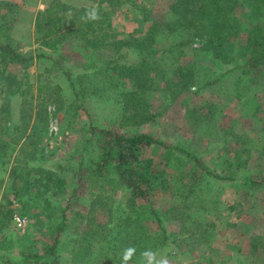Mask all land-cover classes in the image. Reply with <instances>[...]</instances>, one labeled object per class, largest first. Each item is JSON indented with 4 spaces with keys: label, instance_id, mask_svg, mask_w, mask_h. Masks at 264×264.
Instances as JSON below:
<instances>
[{
    "label": "rangeland",
    "instance_id": "rangeland-1",
    "mask_svg": "<svg viewBox=\"0 0 264 264\" xmlns=\"http://www.w3.org/2000/svg\"><path fill=\"white\" fill-rule=\"evenodd\" d=\"M113 1L60 0L64 24L49 35L45 10L54 0H0V41L38 56L11 67L25 93L11 97V124L0 125V196L8 193L16 209L0 232V264L20 250L43 253L64 215L57 264H125L128 248L135 251L126 264H149L145 252L168 264H264V58L248 65L250 19L233 53L219 61L201 38L166 26L176 0ZM93 8L98 20L85 16ZM89 36L106 47L90 48ZM154 61L150 73L145 65ZM179 69L194 75L183 92L169 84ZM145 75L153 86L144 104L157 116L121 126L125 95ZM22 121L21 143L30 137L36 154L8 146ZM104 131L148 133L175 148L145 152L166 181L153 183L147 202H133L114 163L102 160ZM32 168L51 170L66 184L45 191ZM27 183L30 204L23 208L14 191ZM16 215L27 218L25 229Z\"/></svg>",
    "mask_w": 264,
    "mask_h": 264
},
{
    "label": "trees",
    "instance_id": "trees-1",
    "mask_svg": "<svg viewBox=\"0 0 264 264\" xmlns=\"http://www.w3.org/2000/svg\"><path fill=\"white\" fill-rule=\"evenodd\" d=\"M106 1L109 4H115L113 0ZM60 5V0H54L50 7L45 10L50 20L53 21V24L50 26L49 35H51V33L57 34L59 32L57 30L64 24L63 20H65V13L60 15L57 11ZM247 5L250 9L249 12H246L245 7ZM171 8V11L176 17L166 22V26L170 31L174 32L179 29V31H183V33L188 35L191 34L193 38H201L206 42L204 48H208L212 51L213 60L219 61H224V59L229 58L230 54L233 53L234 42L242 38L243 24H246L245 22L247 19H250L249 24L252 25L251 30L253 32H251V36L248 37V39L250 38L251 40L247 43L246 49L248 50L245 54L249 56V59L251 58L249 60L251 63L248 65L254 68L258 66V62L263 60L264 0H176ZM55 23H59L57 27ZM67 35L68 33H62L60 37L66 38ZM92 37V42L87 46L93 49L98 48V46L106 47L107 43L103 39L98 40L95 39L94 36L85 38L86 40H91L90 38ZM184 44H186V42ZM36 57L38 56L33 55L31 51L24 52L18 50L13 44L2 43L0 41V92L4 94V99L0 102V125L2 122L5 125L8 123L11 124V97L17 93H22L24 96L25 93L17 80V71L12 70L11 67L26 66V64H29ZM145 66L148 67V72H154L157 62H152V65H147L146 63ZM193 80L194 75L192 73L188 71L183 72L179 69L176 70L169 84L175 85L178 92H183L194 85L195 82ZM151 81L153 82V79L148 75H145L144 78H138V88L135 86L133 90L126 93V114L120 123L121 126L145 124L156 118V113L144 104L145 93L153 86ZM142 94L143 99L141 102L140 97ZM24 106H26V104H23V107ZM24 124L25 121H22L14 126L13 131H11V139L8 146H11L13 150L15 148L14 145H19V150L28 147L31 148V154H36V151L33 153L36 144L32 146L30 137H26V140L21 143L22 138L26 134V130L23 128ZM6 130L9 131L8 126ZM6 130L5 132H7ZM104 132V144H106V146L101 156L102 160H104L106 164L114 163L120 181L132 190L133 202H137V200L147 202L149 200L148 193L153 189V183H164L166 181L165 179L162 180V178H159V174L162 171L159 167L162 166L160 164L157 166V163L151 156L145 157V152L154 146H160L163 149H167L169 152L173 151L175 148L156 139L152 134L148 133L124 135L112 131ZM19 160L20 159H17V161ZM32 169L39 177L36 179L37 182L39 181L38 186H42L45 191L48 187L59 186L58 188H60L66 184V180L63 177L53 179L54 174H52L51 170L43 168ZM28 176H30V174H28ZM51 180L57 181L55 184H52L50 182ZM245 180L251 185L255 183L253 177L250 175L248 178L246 177ZM35 184L34 180V187ZM30 193V183L24 184L19 187L18 191H14V196L23 204V208L30 204V202L25 199L27 196H31L29 195ZM34 197L33 195V198ZM51 204L49 199L44 200V207L46 210L51 209ZM15 210L13 198H11L8 193L5 197L0 196V232L4 228L9 227L12 223ZM23 214H25V211ZM64 228L65 215L60 228L55 230V234L51 236L50 241L43 247V253L20 250L18 252L19 257L9 256L4 259L2 264H57V249L61 242V235L65 230ZM99 234L102 238V234L104 233L101 230ZM101 238L98 237V240H101ZM256 245L257 243L254 241L253 247ZM121 259H123V256L120 257V261H122Z\"/></svg>",
    "mask_w": 264,
    "mask_h": 264
},
{
    "label": "clouds",
    "instance_id": "clouds-1",
    "mask_svg": "<svg viewBox=\"0 0 264 264\" xmlns=\"http://www.w3.org/2000/svg\"><path fill=\"white\" fill-rule=\"evenodd\" d=\"M85 16L89 20H98L100 18L97 10L94 8L87 11ZM134 251L135 250L133 248H128L125 250V253L123 256V260L125 261V264L131 258ZM143 255L148 258L149 264H168V261L165 258H161L160 260H156L154 253L145 252Z\"/></svg>",
    "mask_w": 264,
    "mask_h": 264
},
{
    "label": "built area",
    "instance_id": "built-area-1",
    "mask_svg": "<svg viewBox=\"0 0 264 264\" xmlns=\"http://www.w3.org/2000/svg\"><path fill=\"white\" fill-rule=\"evenodd\" d=\"M15 221H16V224L17 226L20 228V229H25L26 226H27V218L26 217H21L19 215H16L15 216Z\"/></svg>",
    "mask_w": 264,
    "mask_h": 264
}]
</instances>
